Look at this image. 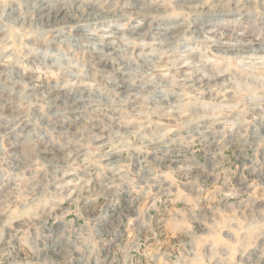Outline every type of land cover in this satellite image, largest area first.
Listing matches in <instances>:
<instances>
[{
  "label": "rangeland",
  "instance_id": "1",
  "mask_svg": "<svg viewBox=\"0 0 264 264\" xmlns=\"http://www.w3.org/2000/svg\"><path fill=\"white\" fill-rule=\"evenodd\" d=\"M0 264H264V0H0Z\"/></svg>",
  "mask_w": 264,
  "mask_h": 264
},
{
  "label": "bare ground",
  "instance_id": "2",
  "mask_svg": "<svg viewBox=\"0 0 264 264\" xmlns=\"http://www.w3.org/2000/svg\"><path fill=\"white\" fill-rule=\"evenodd\" d=\"M188 1L189 3H196L197 0H186ZM59 4V3H58ZM57 5V4H56ZM62 6V5H61ZM80 6V5H79ZM47 7V6H46ZM60 7V6H59ZM58 8H50L52 11H53V15H52V11L50 10H47L45 8V6L43 7V9H41L43 12H42V15H41V18H44L45 20L47 21H51V20H54V21H57V20H65V18H68L69 16V11L65 8V7H61L60 9ZM89 8V7H88ZM88 8H85V9H88ZM107 9V8H106ZM39 10V9H38ZM79 10V9H78ZM105 10V9H104ZM90 14H95L97 13V9L95 11V9H91V10H88ZM87 12V11H86ZM99 12V11H98ZM106 12V11H105ZM109 12V11H108ZM76 13V12H75ZM101 16V15H100ZM112 17V16H111ZM40 18V20H41ZM34 22V21H33ZM39 23V22H38ZM41 23V22H40ZM53 24V23H52ZM70 24V23H69ZM251 25V24H250ZM80 35V34H79ZM107 39V38H106ZM107 46H110V42H108L107 44H105ZM116 45V44H115ZM106 48V47H105ZM104 48V49H105ZM109 52V51H108ZM113 52V51H112ZM246 53V52H245ZM250 54V53H249ZM257 61V60H256ZM261 64V63H260ZM252 68V67H251ZM256 72V71H255ZM202 82V81H201ZM55 87V86H54ZM132 91V90H131ZM60 96V95H59ZM253 102V101H252ZM71 107V106H70ZM111 113V112H110ZM253 116V115H252ZM111 119V118H110ZM116 119V118H115ZM72 122V121H71ZM13 147V146H12Z\"/></svg>",
  "mask_w": 264,
  "mask_h": 264
}]
</instances>
